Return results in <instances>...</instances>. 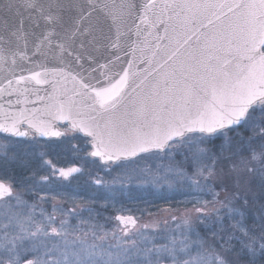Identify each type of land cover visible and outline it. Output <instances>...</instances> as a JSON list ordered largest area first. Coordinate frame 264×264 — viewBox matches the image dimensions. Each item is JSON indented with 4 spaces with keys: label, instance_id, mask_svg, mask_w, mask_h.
I'll use <instances>...</instances> for the list:
<instances>
[{
    "label": "snow or ice",
    "instance_id": "1",
    "mask_svg": "<svg viewBox=\"0 0 264 264\" xmlns=\"http://www.w3.org/2000/svg\"><path fill=\"white\" fill-rule=\"evenodd\" d=\"M0 134L32 142L0 155V264H264V0H0ZM39 138L82 140L72 151L105 163L171 161L153 178L211 197L196 199L213 204L196 209L204 234L189 218L130 247L73 236L62 207L16 192L50 176L8 171L29 156L81 173L45 160Z\"/></svg>",
    "mask_w": 264,
    "mask_h": 264
},
{
    "label": "flooded vegetation",
    "instance_id": "2",
    "mask_svg": "<svg viewBox=\"0 0 264 264\" xmlns=\"http://www.w3.org/2000/svg\"><path fill=\"white\" fill-rule=\"evenodd\" d=\"M62 139L63 138H39V142L36 144V152L38 153L43 151L49 153L44 159L51 160L57 169L79 167L82 169L81 173H74L72 177L67 179L60 177L58 173H56L55 176H51L50 171L42 168L41 164L36 163L32 157L23 156L22 159L28 162L30 166L22 168L19 164H8L7 168L11 175L21 179L29 177L36 180H39L41 176H50V190L45 188V190L40 191L39 187H37L36 190L29 192V186L26 185L24 188H17L16 192L21 194L22 199L27 201L29 204L36 205L37 212H39L40 209H43L46 214H53L54 206L57 209L61 207L67 210L74 209L76 213H79L78 218L67 213L64 215H58L55 213L54 215L56 216V219H70L72 222H75V232L78 237H86L90 233V228L88 227L95 226L94 222L97 220H104L106 225L111 228L112 217H114V219L123 226V228H121L124 229L126 233L133 229L138 224L139 218L142 215V213L138 212V209H143V207L137 208L136 203L138 202H136V198L134 199L133 196H127L126 198L122 197L123 200L121 199V201H119L118 197L119 202L117 203V206L119 208H110L106 210V212L104 210L103 214H95L96 192H102L104 200L110 202L111 193L109 190L117 188V182H115V180L118 178L115 177L114 170L110 168L114 165H121L123 162L102 163L99 158L94 157L84 159V152L76 153L72 151L73 145L83 146L82 140L77 139L60 142ZM50 144L51 147H49ZM0 146H3V150L0 151V155H3V152H6L9 157H13L20 150H30L32 142L30 141V138L10 137L7 136V134H0ZM90 150L91 149H89V151ZM53 157L58 158L59 161L55 163L53 161ZM81 163L84 165L82 166ZM103 173L106 174L103 176L104 179L101 180V174ZM117 174L120 175V172H117ZM0 175H3L2 171H0ZM75 177H77L76 180H72ZM97 177L102 181V185L105 189H102L103 187L96 188L94 186V184H96L95 181L97 180ZM89 184H91L92 187L88 186ZM102 185H99V187ZM121 196H123V194ZM167 198L174 199V196H167ZM165 203H168V201ZM85 209H92V211L88 212L85 211ZM138 214L141 215L139 216ZM118 217H124L126 221H134V223H122L119 219H117ZM85 220H91L93 224L87 225L84 222ZM154 232L157 233V235L152 233L151 236H158V230H154ZM151 236L150 234L146 235V237Z\"/></svg>",
    "mask_w": 264,
    "mask_h": 264
},
{
    "label": "rangeland",
    "instance_id": "3",
    "mask_svg": "<svg viewBox=\"0 0 264 264\" xmlns=\"http://www.w3.org/2000/svg\"><path fill=\"white\" fill-rule=\"evenodd\" d=\"M134 160L135 163H123L121 165L119 164V166L114 165L110 168L114 170L115 177H118L117 179L115 178L117 188L109 190L111 193L110 202L104 200L102 192H96L95 214H103L104 210L106 212V210L110 208H119L117 203L121 201L122 197L126 198L127 196H133L134 199L136 198V202H138L136 203L137 208L143 207V209H138V212L142 213V215L138 214L139 216L141 215L138 224L126 233L125 230L122 229L123 226L115 220L114 217L111 218V228L106 225L104 220H97L94 222L95 226L88 227L91 230H89L90 233L86 237L81 236L79 238L86 240L88 243H95L98 245L110 244L113 246L124 244V242L127 241V244L124 246L130 247L133 241H135L136 244H140L142 235L146 236L147 234H150L151 236L152 233L157 235L154 230H158V236L151 237L157 239L158 241L161 236H167L173 232L179 235V232L182 230L183 221L189 218L203 235L204 231L198 223L197 217L199 216V213L196 209L203 208L205 212L211 215L213 204L209 203L205 206L201 203H197L196 199L199 198L211 201V197L198 195L193 189L189 188L188 184L183 180H180L179 182L172 181L171 187L167 184L157 183L154 180L152 173L159 174V167L166 166L171 163L169 160L155 158L141 159L140 157H137ZM53 161L57 163L59 159L53 157ZM81 165L83 166L84 164L81 163ZM184 167L189 174L192 173L191 169H187V165H184ZM117 172H120V175H118ZM104 174L106 173L101 174V180L104 179ZM76 178L77 177L72 180H76ZM244 179L248 178L244 177ZM99 185L102 184H94L96 188L103 187V185L100 187ZM88 186L92 187L91 184ZM243 186L244 185H242V187ZM102 189H105V187ZM217 191H219V189H217ZM122 194L123 196H121ZM172 195L174 196V199L167 198V196ZM224 195H226V193L221 192V198ZM167 201L168 203H165ZM64 210L65 213H68L67 209ZM56 213L61 215L59 211ZM67 220L73 225V236L78 237L75 232V222H72L70 219ZM84 222L87 225L93 224L91 220H85Z\"/></svg>",
    "mask_w": 264,
    "mask_h": 264
},
{
    "label": "water",
    "instance_id": "4",
    "mask_svg": "<svg viewBox=\"0 0 264 264\" xmlns=\"http://www.w3.org/2000/svg\"><path fill=\"white\" fill-rule=\"evenodd\" d=\"M41 95H43V91H41ZM29 107H31V105H29ZM103 162V161H102Z\"/></svg>",
    "mask_w": 264,
    "mask_h": 264
},
{
    "label": "bare ground",
    "instance_id": "5",
    "mask_svg": "<svg viewBox=\"0 0 264 264\" xmlns=\"http://www.w3.org/2000/svg\"><path fill=\"white\" fill-rule=\"evenodd\" d=\"M102 162V161H101ZM102 163H105V162H102ZM109 163V162H108Z\"/></svg>",
    "mask_w": 264,
    "mask_h": 264
}]
</instances>
